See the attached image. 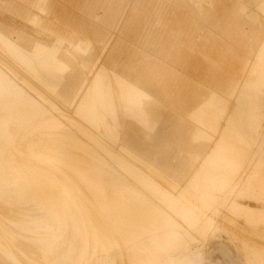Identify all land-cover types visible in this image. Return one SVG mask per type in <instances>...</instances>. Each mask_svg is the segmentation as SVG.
I'll use <instances>...</instances> for the list:
<instances>
[{
    "label": "rangeland",
    "instance_id": "1",
    "mask_svg": "<svg viewBox=\"0 0 264 264\" xmlns=\"http://www.w3.org/2000/svg\"><path fill=\"white\" fill-rule=\"evenodd\" d=\"M263 4L264 3L260 5L259 9L264 14V8L262 7ZM8 16L9 17L5 18L3 21L14 23L16 25L18 23H23L22 20L18 17H15L13 15ZM35 44L37 45L38 43ZM35 44L32 45L35 46ZM54 44L58 45V47L63 46L61 41H56ZM77 48L80 49V45L77 46ZM63 50L66 51L65 48ZM2 54L4 55L5 53L4 50L0 47V63L6 66L18 79L22 80L31 88L35 89L50 103L56 106V108H53V106L41 104L40 102L34 104L26 97H16L13 94H0V234H2L1 236H4H0V243L2 244L0 246V249L3 248L2 250L4 251L7 249L6 251L9 253V255L7 256L9 257L8 261H10L11 263H16L17 257H20L21 255L24 257V260L30 264H43V262L44 264H128L127 257L124 254L128 253L129 256H132L131 262H134V264H136V262L137 264H177L181 263L182 261H185V264H193L190 261L191 258H194L197 264H264V170H253V181L250 184H243L242 182H238L236 185L229 186V184L226 183L227 181L225 182L220 178V175H222L224 172L230 171V169L227 167L228 164L226 163L225 159L221 157V154L219 153V151H217V148H215L212 144V147L206 154V156L197 163L196 169L189 179L185 181L173 179L162 171L156 169L152 165H149L148 163L136 157L129 151V149L125 148L119 140L118 128L120 125L117 118L118 111L116 102L118 99H120L119 106L121 108V111H124L125 107V110L130 112L133 103L139 101V96L144 97V95L141 94L138 90L132 89L129 84L118 78H116L113 87V84H111L109 75L107 74L106 70L100 68L99 71L94 75V78L91 79L92 82L88 84V87H90L85 91V95H83V97L81 98L84 89L81 88L80 82L84 80V75L79 71L78 74H76L75 71H77V69L75 67L72 71V75L74 77L73 80L64 83V85H62V83H60L61 85L56 84L55 86L50 88V86L45 82L43 83L41 79H37L38 77L36 78V76L34 77L28 74L26 70L20 67L17 63L13 64L15 65L13 66L12 63L7 61V59L2 58ZM61 55L63 56V52L61 53ZM68 61L71 62L72 60L68 59ZM242 74L243 75H241L232 91L229 93L227 101L224 100V102L223 99H221L219 103L214 104L213 101L217 97L213 95L207 101V103L196 112V114L200 110L208 111L213 109L215 112H219L218 114H220V116L221 114L222 116H224L226 109L225 104H228L227 116L232 122L229 119L228 121L224 120L229 124L222 122L221 125H226L223 127L224 129L221 127L223 131H221L220 133L225 134V136L227 137L230 136L229 138H232L233 141H235V139L238 140L237 142L243 146L245 145V147L248 148V152H250L254 148H252V141L248 138V136H246V134L248 133L247 130H244L245 128H247L245 125L246 117H241L238 114V111L240 112L241 110L239 108H242V105L247 102L244 99H247L249 97L248 99L251 100V104L253 105V112L255 113L256 111L255 114L259 115L256 119V127H260L259 129L257 128L256 131V140H258V136L262 135V133L258 130L263 129L264 127V97L262 99V95H264V37L257 47L254 55L247 62V65L245 66ZM246 77L248 79H252L251 82L244 81V79H247ZM85 79L89 81L90 78L86 77ZM105 81L107 83H105ZM256 89L258 90V93L256 92ZM82 103H89V105L93 107V113L91 115H87V113H85L83 109V111H81L80 106ZM237 107L238 111L236 110ZM56 111L58 112V114ZM74 111H80V116L77 117L73 115ZM13 112L16 115H19L18 117L19 119H21L20 124L17 119L15 120L12 114ZM65 117L68 118V120ZM238 117L242 121H245L240 122ZM195 118V122L200 124L198 118ZM262 119L263 121H261ZM237 121H239L241 124L244 123V125H240V123ZM72 122H77L80 126H82L80 127L77 123L74 124ZM116 124L118 125L116 126ZM229 125L231 126L227 127ZM239 125L244 128L242 129L244 131L241 130L238 132L236 130L238 127L239 130L241 129ZM13 126L14 131L16 132L15 135L13 133ZM106 126H108V129ZM9 127H11V129ZM7 128H9L8 130H11L9 131L10 133L8 132ZM78 128L80 130H78ZM84 129L86 130V132L83 131ZM87 130L89 131V133H92L93 136L87 133ZM71 131L73 133H71ZM77 131H79V133H77ZM58 132H61L60 135L58 134ZM22 133L25 134H23L22 136ZM86 133L89 135H87ZM86 135L89 137H86ZM22 137L23 139L26 138L24 139V142H26L27 140L26 143L19 142V140L21 141ZM201 137L204 140H211L205 139L203 136ZM201 137H197L196 139L198 140ZM218 137L219 136L215 137V139L217 140ZM94 140L97 141L95 142ZM216 140L214 142H216ZM256 140H254L255 142L253 141V143H256ZM100 141L102 142L101 145L99 144L101 143ZM28 142L30 144H28ZM26 145H28V147ZM33 145L36 147H34ZM15 146L17 148V151L20 150L19 152H16ZM21 146L23 148L25 146L26 149L21 148ZM6 148L11 151L10 154H7V152L9 153L10 151H8V149ZM26 150L27 152H25ZM35 151L37 154L33 153ZM13 155H15L16 157ZM81 155L82 157H78ZM24 156H26L27 159L22 161V158L24 159ZM32 156L36 158L33 159ZM12 157L16 159L13 158L14 161H12ZM19 158L21 160H19ZM17 160L18 162H15ZM30 160L32 163L30 162ZM73 160L76 161L74 162ZM88 160H92L94 163H97L98 166L97 164L95 165L92 161L88 163ZM38 161H40L41 165L38 163ZM26 162H29V164H26ZM107 163H109L108 166ZM14 164H16V166ZM20 164L22 165L20 166ZM27 165H30L29 168H27ZM85 165L88 166V169L91 172L95 173L101 178L102 189L105 192V195L97 193L92 194L93 192H90L88 189L87 192L83 184V176L79 173L80 167ZM17 166H19V168L23 167V170L21 168L19 169ZM46 167L48 170L46 169ZM31 172L33 175L31 174ZM70 173L72 175H70ZM57 175L60 177H58ZM64 175L66 176V178L64 177ZM113 175L116 177L113 178ZM72 176L74 179L72 178ZM44 181H46L47 183ZM76 182L78 184L81 183L82 186L79 185L78 188V184L76 185ZM56 183H58L59 185ZM82 187H84L85 192L83 191ZM164 189L165 191H163ZM22 192L24 194H22ZM247 193L249 196L247 195ZM51 197H53L55 200ZM61 197L64 200H62ZM103 197L106 198L105 203L107 206L102 200ZM226 198H228V200H226ZM94 199L95 202H93ZM155 199L157 201H153ZM132 201L134 203H132ZM149 201H152V203ZM165 201H167L168 204ZM161 202L163 203L161 204ZM85 203L87 206H89V208L85 205ZM169 203L171 206L169 205ZM185 203H187V205ZM103 205H105L106 207ZM141 205L144 206L141 207ZM116 206H123L125 207L123 208L124 210L126 209V207H129L128 209L131 208L129 211L132 219L127 213L128 209H126L125 212L121 208L119 210V207ZM86 209H89V211L92 209V211H88L90 214ZM153 210L157 212V214L155 212L154 214ZM114 211H118L116 214L119 215H112L113 213L115 214ZM121 211L123 212V214L125 212V214H127L128 216L124 215L123 218V214ZM86 212L89 215L86 214ZM190 213L192 214L190 215ZM160 215H165L167 218L169 217L167 219V223L171 222L172 228L179 232L178 240L174 241L173 239H170V241L166 242L163 246H160L154 241V233L161 230L159 224H161L160 222L163 221V217ZM13 216L16 218L13 219ZM99 216H102V220ZM142 216L145 218H143ZM157 216H160L159 218L161 219L159 220ZM97 217L100 218V222L98 223L99 225L97 224V221H99V218ZM103 217L107 221L109 218L110 221H105ZM133 217L138 218L136 219ZM141 218L145 220L142 222L140 221ZM126 219H128V222L126 221ZM133 219H135V222H133ZM137 221H139V228L137 227ZM103 222H106L105 224L107 226H105L107 228L103 226V224H101ZM110 222L118 225L119 227ZM148 222H150V224H153V227H151ZM108 223L112 226H109ZM147 223L149 226L147 225ZM167 223H163L161 225H166ZM88 224H90L91 226ZM133 224H136V226ZM156 224H158L159 226ZM100 225H102L103 227H101ZM113 225L115 227H113ZM142 225L143 227H141ZM145 226L148 227L146 228ZM103 228L104 231H101V229ZM96 230L97 232H95ZM147 234H151L150 238L152 241H150V243L146 245L143 241L139 240V238L140 236L145 237ZM5 236H7L11 242L14 239L12 242L13 244L8 241L7 237ZM19 241L22 247L18 243ZM107 241L109 244L107 243ZM121 243L123 246L120 245ZM16 244L19 245L20 248ZM14 246H17V248H15ZM54 247L56 248V250ZM24 249H26L27 251ZM23 250L26 252H24ZM12 252L14 254H12ZM0 263L4 264L2 260L0 261Z\"/></svg>",
    "mask_w": 264,
    "mask_h": 264
},
{
    "label": "crops",
    "instance_id": "2",
    "mask_svg": "<svg viewBox=\"0 0 264 264\" xmlns=\"http://www.w3.org/2000/svg\"><path fill=\"white\" fill-rule=\"evenodd\" d=\"M262 3L0 0V30L28 46L61 41L60 52L72 60L67 59L72 71L75 67L76 74L84 75L81 98L100 68L107 71L111 84L118 78L143 94L130 112L125 107L121 111L117 100L119 140L142 161L185 181L209 152L216 135L211 140L201 136L210 128L209 135L213 129L215 134L220 131L228 104L224 116L208 111L220 121L210 117L217 125L209 124L207 112L202 115L200 122L207 123L206 117L208 126H203L209 129L195 122V114L213 95L227 101L264 37ZM8 15L23 23L3 21Z\"/></svg>",
    "mask_w": 264,
    "mask_h": 264
},
{
    "label": "bare ground",
    "instance_id": "3",
    "mask_svg": "<svg viewBox=\"0 0 264 264\" xmlns=\"http://www.w3.org/2000/svg\"><path fill=\"white\" fill-rule=\"evenodd\" d=\"M41 3V2H40ZM39 3V4H40ZM262 5V4H261ZM39 6V5H38ZM263 8H264V4H263V6H262ZM43 10V9H42ZM39 17V16H38ZM50 18V17H49ZM79 39V38H78ZM62 40V39H61ZM69 41H67V43H68ZM82 42V41H81ZM70 43V42H69ZM82 43H84V42H82ZM86 43V42H85ZM60 46V45H59ZM83 46V45H82ZM84 46H86V45H84ZM88 46V45H87ZM0 47L4 50V55L2 54V58H4V59H7V61L8 62H10V63H12V65L13 64H15V63H17L20 67H22L24 70H26V72L28 73V74H30V75H32V76H36V78L37 79H41L42 81H43V83L45 82L46 84H48L49 86H50V88L51 87H53V86H55L56 84L58 85V84H60V83H62V85H64V83H66V82H69V81H71V80H73L74 79V77H73V72H72V69L70 68V64L68 63V61H67V59H65L62 55H61V53H60V51H61V48L60 47H58V45H56V44H52V45H46V44H42V43H38L37 45L35 44V46H28V45H26V44H20V43H18V42H16L14 39H12L11 38V36L8 34V33H6V32H4V31H0ZM77 47V46H76ZM84 49V48H83ZM75 50V49H74ZM85 50V49H84ZM77 51V50H76ZM80 52V51H79ZM83 53V52H82ZM13 66H15V65H13ZM107 72V71H106ZM248 72V71H247ZM89 74V73H88ZM101 75V74H100ZM243 75V74H242ZM87 77V76H86ZM247 78V77H246ZM99 79V78H98ZM251 80L252 79H244V81H248V82H251ZM263 80V79H262ZM41 81V82H42ZM101 82V81H100ZM256 82V81H255ZM105 83H107L106 81H105ZM253 84V83H252ZM257 84V83H256ZM61 85V84H60ZM102 85V84H101ZM104 85V84H103ZM243 85V84H242ZM125 86V85H124ZM90 87V86H89ZM113 87H114V84H113ZM249 88V87H248ZM254 88V87H253ZM252 88V89H253ZM261 88H263V87H261ZM87 90H88V88H87ZM96 90V89H95ZM101 90V89H100ZM247 90V89H246ZM245 90V91H246ZM257 90V89H256ZM129 91V90H128ZM88 92V91H87ZM90 92V91H89ZM240 92V91H239ZM249 92V91H248ZM257 93H258V90L256 91ZM263 92H264V90H263ZM253 93H254V91H253ZM0 94H13L14 96H16V97H26L27 99H29L32 103H34V104H37L38 102H40L41 104H45V105H48V106H53V108H56V106L55 105H53L52 103H50L46 98H44L40 93H38L35 89H33V88H31L29 85H27L26 83H24L22 80H20V79H18L6 66H4L2 63H0ZM95 94V93H94ZM101 94V93H100ZM256 94V93H255ZM262 94V93H261ZM85 95V94H84ZM127 95V94H126ZM233 95V94H232ZM248 95V94H247ZM87 96V95H86ZM91 96V95H90ZM100 96V95H99ZM129 97V96H128ZM136 97V96H135ZM220 97V96H219ZM219 97H217L214 101H213V103L214 104H217V103H219V101L222 99V98H219ZM233 97V96H232ZM259 97H260V95H259ZM263 97H264V95H262V99H263ZM249 98V97H248ZM244 99V100H246L247 102L245 103V104H243V105H245V106H243L242 105V108H239L241 111L239 112L238 111V107H237V111H238V114L242 117V116H245L246 117V121H245V125H246V127L247 128H243V127H241L240 125H244V123L243 124H241L240 122H244V121H242L241 119H239V117H238V119L240 120V122L239 121H237V122H239L240 123V127H241V129L239 130V127L236 129L238 132L239 131H241L242 129H244L245 131L247 130V134H246V136H248V138L252 141V148H254L252 151H250V152H248V148H246L245 147V145L243 146V145H241V144H239L237 141L238 140H236L235 139V141H233L232 140V138H229V137H227V136H225V134H221L220 132L221 131H223V127L226 125H221L222 126V130H220L219 132H217V134H215L216 133V130H214L213 128V132L211 133V135H209V132H210V130H211V128H210V130H209V132H208V134H206V133H204V131L205 130H202L203 132H201V133H204L203 134V137L205 138V139H212V138H214V135H216L215 137H217V136H219L218 137V139L216 140V142H213V145H214V147L215 148H217V151H219V153L221 154V157L222 158H224L225 159V161H226V163L228 164L227 165V167L230 169V171H226V172H224L222 175H220V178L222 179V180H224L226 183H228L229 184V186H232V185H236L238 182H242L243 184H250L252 181H253V179H252V171L253 170H255V169H257V170H264V127H263V129H261V130H258L259 132H261L262 133V135H260V136H258V140H256L257 139V136H256V131H257V128L258 127H256V119L258 118L257 116H259V115H257V114H255L256 113V111H255V113L253 112L254 111V109H253V105L251 104V100L250 99ZM129 99V98H128ZM214 99V98H213ZM241 99H242V97H241ZM243 100V101H244ZM132 101V100H131ZM223 101H224V99H223ZM226 101V100H225ZM224 101V102H225ZM242 101V102H243ZM260 101V100H259ZM91 102V101H90ZM137 102V101H136ZM230 102V101H229ZM228 102V103H229ZM238 102H239V100H238ZM88 104V105H87ZM82 103L81 104V111H85V113H87V115H91L92 113H93V107L91 106V105H89V103ZM134 104V103H133ZM225 104V103H224ZM247 104V105H246ZM213 105V104H212ZM225 105H227V104H225ZM262 105H263V103H262ZM94 106V105H93ZM138 106V105H137ZM217 106V105H216ZM259 106V105H258ZM131 107V106H130ZM256 107H257V105H256ZM135 108V107H134ZM83 109V110H82ZM260 109V108H259ZM112 110V109H111ZM136 110V109H135ZM224 110V109H223ZM230 110V109H229ZM49 111V110H48ZM208 111H210V110H208ZM208 111H206V110H200L197 114H196V117L198 118V121L200 122V119H201V117H202V115L204 114V113H206L207 112V114H208ZM212 111H214L213 109H211V113H209V114H211V115H216L217 116V114H212ZM261 111V110H260ZM45 112V111H44ZM50 112H52V111H50ZM57 112V111H56ZM98 112V111H97ZM137 112V111H136ZM221 112H222V110H221ZM231 112V111H230ZM236 112V111H235ZM80 111H78V112H76V111H74V114L73 115H75V116H77V117H79L80 116ZM138 113V112H137ZM219 113V112H218ZM237 113V112H236ZM13 114V116H14V118H15V120L17 119V121L19 122V124H20V121H21V119H19V115H16L14 112L12 113ZM51 114V113H50ZM57 114H58V112H57ZM68 114V113H67ZM111 114H112V112H111ZM206 114V115H207ZM207 115V117H209L208 118V120L210 119V117H212L211 115ZM225 114V113H224ZM235 114V113H234ZM262 114V113H261ZM40 115V114H39ZM60 115V114H59ZM86 115V116H87ZM141 115V114H140ZM205 115V114H204ZM205 115V116H206ZM236 115V114H235ZM45 116V115H44ZM49 116V115H48ZM138 116V115H137ZM204 116V117H205ZM215 116V118H217ZM221 116H222V114H221ZM234 116V115H233ZM42 117H43V115H42ZM72 117V116H71ZM203 117V118H204ZM231 117V116H230ZM240 117V118H241ZM34 118V117H33ZM45 118V117H44ZM60 118V117H59ZM66 118V117H65ZM84 118V117H83ZM89 118V117H88ZM110 118V117H109ZM212 118H214V117H212ZM215 118L213 119L214 121L213 122H215L216 121V123L219 121H217V119L215 120ZM235 118V117H234ZM237 118V117H236ZM261 118V117H260ZM67 120H68V118H66ZM90 119V118H89ZM111 119V118H110ZM205 119H206V117H205ZM205 119H203L204 120V122L205 121H207V123H201L200 122V124H202V125H200V126H202V129H203V125L205 124V126H208L207 124H208V120H205ZM226 120V121H228V116H226L225 118H222V120L221 121H223V123H228V122H226V121H224V120ZM5 120V119H4ZM115 120V119H114ZM203 120H202V122H203ZM211 120V119H210ZM209 120V121H210ZM230 120V119H229ZM237 120V119H236ZM231 121V120H230ZM261 121H263V119L261 120ZM39 122V121H38ZM68 122H70V121H68ZM67 122V123H68ZM83 122H85V121H83ZM108 122V121H107ZM232 122V121H231ZM257 122H258V120H257ZM22 123V122H21ZM62 123V122H61ZM72 123H74V122H72ZM75 123H77V122H75ZM74 123V124H75ZM91 123V122H90ZM112 123V122H111ZM216 123H214L215 125H217ZM219 123H220V121H219ZM73 124V125H74ZM78 124V123H77ZM209 124H212V125H214L213 123H212V120H211V122L209 123ZM222 124V123H221ZM229 124V123H228ZM14 125V124H13ZM46 125V124H45ZM79 125V124H78ZM91 125V124H90ZM107 125V124H106ZM118 124H116V126H117ZM8 126H12V125H8ZM72 126V125H71ZM80 126V125H79ZM82 126V125H81ZM80 126V127H81ZM85 126V125H84ZM100 126V125H99ZM211 126V125H210ZM219 126V125H218ZM231 125H229V126H227V127H230ZM234 126H236V125H234ZM258 126V125H257ZM264 126V125H263ZM27 127H28V125H27ZM66 127V126H65ZM78 127V126H77ZM79 127V128H80ZM87 127V126H86ZM103 127V126H102ZM107 127V129H108V126H106ZM105 127V128H106ZM113 127V126H112ZM212 127H214V126H212ZM10 129H11V127H9ZM9 128H7V130L9 129ZM13 128V131H14V126L12 127ZM17 128V127H16ZM68 128H69V126H68ZM78 128V130H80ZM94 128V127H93ZM145 128V127H144ZM205 128V127H204ZM206 128H208V127H206ZM205 128V129H206ZM215 128V127H214ZM219 128V127H218ZM217 128V129H218ZM260 128V127H259ZM258 128V129H259ZM46 129V128H45ZM59 129H61V128H59ZM75 129H76V127H75ZM87 129V128H86ZM106 129V130H107ZM119 129V128H118ZM201 129V128H200ZM209 129V128H208ZM227 129V128H226ZM3 130V129H2ZM16 130V129H15ZM48 130H49V128H48ZM110 130V129H109ZM244 130H242V131H244ZM9 131H11V130H8V132ZM12 131V132H13ZM22 131H23V129H22ZM61 131V130H60ZM83 131H85L86 132V130L84 129ZM88 131V130H87ZM207 131V130H206ZM232 131V130H231ZM21 132V131H20ZM26 132H27V130H26ZM39 132V131H38ZM62 132V131H61ZM60 132V133H61ZM64 132V131H63ZM66 132V131H65ZM75 132V131H74ZM80 132H82V131H80ZM96 132V131H95ZM103 132V131H102ZM233 132H234V129H233ZM10 133V132H9ZM14 133V135H15V131L13 132ZM12 133V134H13ZM18 133V132H17ZM60 133L58 132V134L60 135ZM71 133H73L72 131H71ZM77 133H79V131H77ZM87 133H89V131L87 132ZM86 133V134H87ZM109 133V132H108ZM160 133V132H159ZM228 133H230V132H228ZM243 133H246V132H243ZM23 134H25V133H22V136H23ZM89 134H91L92 135V133H89ZM89 134H87V135H89ZM96 134V133H95ZM103 134V133H102ZM199 134V133H198ZM220 134V135H219ZM240 134V133H239ZM260 134V133H259ZM4 135V134H3ZM21 135V134H20ZM86 135V137H89V136H87ZM114 135V134H113ZM118 135V134H117ZM200 135V134H199ZM34 136V135H33ZM32 136V137H33ZM45 136V135H44ZM47 136V135H46ZM52 136V135H51ZM56 136V135H55ZM77 136V135H76ZM93 136V135H92ZM99 136V135H98ZM107 136V135H106ZM244 136V135H243ZM37 137V136H36ZM35 137V138H36ZM39 137V136H38ZM53 137V136H52ZM61 137V136H60ZM72 137V136H71ZM75 137V136H74ZM83 137V136H82ZM97 137V136H96ZM63 138H65V137H63ZM100 138V137H99ZM14 139V138H13ZM17 139V138H16ZM24 139H26V138H24ZM23 139V137H22V139H21V141L19 140V142H24L25 140ZM28 139V138H27ZM59 139V138H58ZM69 139V138H68ZM90 139V138H89ZM88 139V140H89ZM234 139V138H233ZM15 140V139H14ZM23 140V141H22ZM30 140V139H29ZM33 140V139H32ZM40 140V139H39ZM51 140H52V138H51ZM63 140V139H62ZM66 140V139H65ZM92 140V139H91ZM101 140V139H100ZM254 140H256L257 142L256 143H253V141ZM17 141V140H16ZM15 141V142H16ZM36 141V140H35ZM44 141V140H43ZM77 141V140H76ZM81 141V140H80ZM95 141V140H94ZM97 141V140H96ZM95 141V142H96ZM214 141V140H213ZM26 142H27V140H26ZM26 142H24V143H26ZM68 142V141H67ZM87 142V141H86ZM101 142V141H100ZM255 142V141H254ZM23 143V144H24ZM85 143V142H84ZM14 144V143H13ZM17 144V143H16ZM28 144H30L29 142H28ZM33 144V143H32ZM57 144V143H56ZM76 144V143H75ZM94 144V143H93ZM100 145L102 144V142L101 143H99ZM114 144V143H113ZM36 145H38V144H36ZM74 145V144H73ZM83 145V144H82ZM92 145V144H91ZM98 145V144H97ZM23 146V145H22ZM21 146V148H23ZM27 147H28V145H26ZM31 146V145H30ZM34 146V145H33ZM77 146V145H76ZM107 146V145H106ZM110 146V145H109ZM12 147H14V146H12ZM17 147H19V146H17ZM34 147H36V146H34ZM46 147V146H45ZM44 147V148H45ZM63 147H64V145H63ZM81 147V146H80ZM108 147V146H107ZM113 147V146H112ZM9 148H10V146H9ZM24 148L26 149V147L24 146ZM23 148V149H24ZM32 148V147H31ZM66 148V147H65ZM87 148V147H86ZM103 148V147H102ZM6 149H8V148H6ZM12 149V148H11ZM15 149H16V152H19V151H17V148H16V146H15ZM15 149H14V151H15ZM22 149V150H23ZM97 149V148H96ZM28 150V149H27ZM27 150L25 151V152H27ZM31 150V149H30ZM38 150V149H37ZM58 150V149H57ZM81 150V149H80ZM89 150V149H88ZM98 150V149H97ZM6 151V150H5ZM8 151H10L9 149H8ZM32 151V150H31ZM107 151V150H106ZM23 152V151H22ZM21 152V153H22ZM65 152V151H64ZM92 152V151H91ZM109 152V151H108ZM11 153V151L8 153L7 152V154H10ZM12 153H14V152H12ZM29 153H31V152H29ZM33 153H36V151L35 152H33ZM90 153V152H89ZM115 153V152H114ZM247 153V154H246ZM23 154V153H22ZM27 154V153H26ZM37 154V153H36ZM38 154H39V152H38ZM56 154V153H55ZM68 154V153H67ZM75 154H76V152H75ZM79 154V153H78ZM92 154V153H91ZM12 155V154H11ZM17 155V154H16ZM24 155V154H23ZM23 155H20V156H23ZM41 155H43V154H41ZM45 155V154H44ZM64 155V154H63ZM5 156V155H4ZM13 156H15V155H13ZM35 156V155H34ZM34 156H32L33 157V159L34 158H36V157H34ZM50 156V155H49ZM57 156V155H56ZM55 156V157H56ZM73 156V155H72ZM76 156V155H75ZM123 156V155H122ZM16 157V156H15ZM31 157V158H32ZM61 157V156H60ZM78 157H82V155L81 156H78ZM94 157V156H93ZM193 157V156H192ZM6 158V157H5ZM14 157H12V159H13ZM38 158V157H37ZM58 158V157H57ZM71 158V157H70ZM105 158V157H104ZM11 159V160H12ZM14 159H16V158H14ZM14 159L12 160V161H14ZM27 158H26V156H24V159L22 158V161L23 160H26ZM30 159V158H29ZM33 159H31V160H33ZM67 159V158H66ZM69 159V158H68ZM78 159V158H77ZM81 159V158H80ZM84 159H86V158H84ZM91 159V158H90ZM136 159V158H135ZM19 160H21L20 158H19ZM31 160H30V162H31ZM39 160H40V158H39ZM42 160V159H41ZM64 160V159H63ZM72 160V159H71ZM99 160V159H98ZM127 160V159H126ZM27 161H29V160H27ZM37 161V160H36ZM35 161V162H36ZM52 161V160H51ZM74 161V160H73ZM76 161V160H75ZM74 161V162H75ZM82 161V160H81ZM86 161V160H85ZM89 161V160H88ZM92 160H90L88 163H90ZM15 162H18V160L17 161H15ZM48 162V161H47ZM50 162V161H49ZM53 162V161H52ZM70 162V161H69ZM79 162V161H78ZM93 162V161H92ZM127 162V161H126ZM23 163V162H22ZM32 163V162H31ZM38 163L40 164V161H38ZM42 163V162H41ZM51 163V162H50ZM83 163V162H82ZM94 163V162H93ZM104 163V162H103ZM11 164V163H10ZM13 164V163H12ZM16 164H19V163H16ZM16 164H14L15 166H16ZM26 164H29V162L27 163L26 162ZM37 164V163H36ZM44 164V163H43ZM47 164V163H46ZM79 164V163H78ZM81 164V163H80ZM95 165L97 164V163H94ZM100 164V163H99ZM106 164V163H105ZM108 164L109 163H107V166H108ZM243 164V165H242ZM22 164H20V166H21ZM24 165V164H23ZM35 165V164H34ZM33 165V166H34ZM41 165V164H40ZM53 165V164H52ZM113 165V164H112ZM28 166V165H27ZM30 166V165H29ZM29 166L27 167V168H29ZM46 166V165H45ZM97 166H98V164H97ZM100 166V165H99ZM116 166V165H115ZM18 168H19V166H17ZM36 167H38V166H36ZM41 167V166H40ZM39 167V168H40ZM87 167V168H86ZM96 167V166H95ZM111 167H113V166H111ZM6 168V167H5ZM21 169L23 168V167H20ZM19 168V169H20ZM31 168V167H30ZM33 168V167H32ZM43 168H44V166H43ZM50 168H51V166H50ZM108 168V167H107ZM42 169V168H41ZM46 169H47V167H46ZM69 169V168H68ZM103 169V168H102ZM114 169V168H113ZM23 170V169H22ZM48 170V169H47ZM131 170H132V168H131ZM135 170V169H134ZM20 171V170H19ZM18 171V172H19ZM37 171V170H36ZM39 171V170H38ZM40 171H42V170H40ZM56 171V170H55ZM116 171V170H115ZM148 171V170H147ZM155 171V170H154ZM23 172H25V171H23ZM33 172V171H32ZM32 172H31V174H32ZM60 172V171H59ZM65 172V171H64ZM105 172H108V171H105ZM121 172V171H120ZM131 172V171H130ZM42 173V172H41ZM79 173L83 176V179H84V182H83V184H84V186H85V188H86V190L88 189L90 192H93L92 194H94V193H97V194H101V195H105L104 193V191H103V189H102V181H101V178L98 176V175H96L95 173H93V172H91L89 169H88V166H81L80 167V171H79ZM136 173V172H135ZM152 173V172H151ZM19 174V173H18ZM39 174V173H38ZM37 174V175H38ZM68 174V173H67ZM77 174V173H76ZM20 175V174H19ZM23 175V174H22ZM29 175V174H28ZM33 175V174H32ZM34 175H35V173H34ZM55 175V174H54ZM70 175H72L71 173H70ZM119 175V174H118ZM127 175V174H126ZM136 175V174H135ZM10 176V175H9ZM24 176V175H23ZM30 176V175H29ZM58 176V175H57ZM69 176V175H68ZM110 176V175H109ZM148 176V175H147ZM36 177H38V176H36ZM49 177V176H48ZM58 177H60V176H58ZM64 177L66 178V176L64 175ZM71 177V176H70ZM76 177V176H75ZM107 177V176H106ZM111 177V176H110ZM114 177H116V176H114L113 175V178ZM118 177V176H117ZM160 177V176H159ZM22 178V177H21ZM62 178V177H61ZM60 178V179H61ZM72 178H73V176H72ZM146 178V177H145ZM150 178V177H149ZM24 179V178H23ZM28 179V178H27ZM37 179V178H36ZM71 179V178H70ZM74 179V178H73ZM132 179V178H131ZM69 180V179H68ZM72 180V179H71ZM31 181H33V180H31ZM48 181V180H47ZM49 181H51V180H49ZM63 181H64V179H63ZM111 181V180H110ZM116 181H118V180H116ZM125 181V180H124ZM44 182H46V181H44ZM58 182V181H57ZM122 182V181H121ZM134 182V181H133ZM145 182V181H144ZM155 182V181H154ZM9 183H11V182H9ZM34 183V182H33ZM47 183V182H46ZM71 183V182H70ZM31 184H32V182H31ZM30 184V185H31ZM56 184H58V183H56ZM78 183L76 182V185H77ZM119 184V183H118ZM140 184V183H139ZM59 185V184H58ZM79 185H81V183L80 184H78V188H79ZM56 186V185H55ZM61 186V185H60ZM74 186V185H73ZM82 186V185H81ZM152 186V185H151ZM156 186V185H155ZM158 186V185H157ZM243 186V185H242ZM248 186V185H247ZM45 187V186H44ZM140 187V186H139ZM143 187V186H142ZM141 187V188H142ZM145 187V186H144ZM154 187V186H153ZM36 188V187H35ZM49 188V187H48ZM73 188V187H72ZM77 188V189H78ZM81 188V187H80ZM83 188V191L85 192V190H84V187H82ZM130 188V187H129ZM245 188V187H244ZM43 189V188H42ZM51 189V188H50ZM67 189H68V187H67ZM156 189V188H155ZM54 190H56V189H54ZM79 190V189H78ZM88 190H87V192H88ZM161 190V189H160ZM248 190H250V189H248ZM81 191H82V189H81ZM163 191H165V189L163 190ZM50 192V191H49ZM57 192V191H56ZM86 192V193H87ZM158 192V191H157ZM167 192V191H166ZM205 192V191H204ZM38 193V192H37ZM55 193V192H54ZM82 193V192H81ZM122 193H124V192H122ZM121 193V194H122ZM159 193V192H158ZM162 193V192H161ZM230 193V192H229ZM22 194H24L23 192H22ZM27 194V193H26ZM33 194V193H32ZM88 194V193H87ZM87 194H84V195H87ZM91 194V193H90ZM144 194V193H143ZM142 194V195H143ZM149 194H150V192H149ZM238 194V193H237ZM241 194V193H240ZM30 195V194H29ZM42 195V194H41ZM48 195H49V193H48ZM53 195V194H52ZM63 195V194H62ZM76 195V194H75ZM83 195V194H82ZM124 195V194H123ZM185 195V194H184ZM244 195V194H243ZM247 195H248V193H247ZM259 195V194H258ZM33 196V195H32ZM43 196V195H42ZM116 196V195H115ZM134 196V195H133ZM155 196V195H154ZM164 196V195H163ZM225 196V195H224ZM249 196V195H248ZM251 196V195H250ZM29 197V196H28ZM45 197H46V195H45ZM48 197V196H47ZM73 197H74V195H73ZM88 197V196H87ZM123 197V196H122ZM121 197V198H122ZM129 197V196H128ZM168 197V196H167ZM166 197V198H167ZM236 197V196H235ZM261 197V196H260ZM34 198V197H33ZM42 198V197H41ZM51 198H53V197H51ZM130 198V197H129ZM146 198V197H145ZM224 198V197H223ZM264 198V197H263ZM43 199V198H42ZM45 199V198H44ZM54 199V198H53ZM57 199V198H56ZM59 199V198H58ZM61 199H62V197H61ZM92 199V198H91ZM117 199H119V198H117ZM144 199V198H143ZM154 199V198H153ZM158 199V198H157ZM161 199V198H160ZM170 199V198H169ZM187 199V198H186ZM194 199V198H193ZM244 199V198H243ZM255 199V198H254ZM262 199V198H261ZM38 200V199H37ZM51 200V199H50ZM55 200V199H54ZM53 200V201H54ZM62 200H64V199H62ZM77 200V199H76ZM87 200V199H86ZM93 200V199H92ZM103 201H104V203L106 202V198H104L103 197V199H102ZM128 200V199H127ZM130 200V199H129ZM133 200H136V199H133ZM226 200H228V198H226ZM61 201V200H60ZM84 201V200H83ZM90 201V200H89ZM100 201V200H99ZM122 201V200H121ZM138 201V200H137ZM141 201V200H140ZM145 201V200H144ZM153 201H157L156 199L155 200H153ZM174 201V200H173ZM177 201V200H176ZM182 201V200H181ZM187 201V200H186ZM190 201V200H189ZM241 201H243V200H241ZM36 202V201H35ZM55 202H57V201H55ZM59 202V201H58ZM65 202V201H64ZM92 202V201H91ZM93 202H95V199H94V201ZM97 202V201H96ZM126 202V201H125ZM129 202V201H128ZM139 202V201H138ZM143 202V201H142ZM149 202H151L152 203V201H149ZM165 202H167V201H165ZM170 202V201H169ZM237 202V201H236ZM61 203V202H60ZM69 203V202H68ZM90 203V202H89ZM116 203V202H115ZM118 203V202H117ZM122 203V202H121ZM127 203V202H126ZM132 203H134L133 201H132ZM140 203V202H139ZM163 202H161V204H162ZM240 203V202H239ZM242 203V202H241ZM65 204V203H64ZM70 204V203H69ZM77 204H78V202H77ZM138 204V203H137ZM149 204V203H148ZM160 204V203H159ZM160 204V205H161ZM167 204H168V202H167ZM174 204V203H173ZM172 204V205H173ZM186 205H187V203H185ZM234 204V203H233ZM85 205H86V203H85ZM105 205H106V203H105ZM105 205H103V206H105ZM120 205V204H119ZM150 205V204H149ZM156 205V204H155ZM169 205H170V203H169ZM197 205V204H196ZM252 205V204H251ZM4 206V205H3ZM58 206V205H57ZM60 206V205H59ZM87 206V205H86ZM107 206V205H106ZM105 206V207H106ZM111 206V205H110ZM126 206H128V205H126ZM139 206V205H138ZM144 206V205H143ZM142 205H141V207H143ZM146 206V205H145ZM171 206V205H170ZM178 206H179V204H178ZM193 206V205H192ZM61 207H63V206H61ZM88 208H89V206H87ZM93 207V206H92ZM116 207H119V206H116ZM129 207H130V205H129ZM128 207V208H129ZM148 207V206H147ZM164 207V206H163ZM173 207V206H172ZM177 207V206H176ZM199 207V206H198ZM228 207V206H227ZM49 208V207H48ZM51 208V207H50ZM66 208V207H65ZM64 208V209H65ZM96 208V207H95ZM103 208V207H102ZM108 208V207H107ZM120 208L121 209H123V208H125V207H123V206H120L119 207V210H120ZM127 207H126V209H128ZM153 208V207H152ZM162 208V207H161ZM182 208V207H181ZM191 208V207H190ZM197 208V207H196ZM260 208V207H259ZM63 209V208H62ZM85 209V208H84ZM98 209H100V208H98ZM125 209V210H126ZM131 209V208H130ZM130 209H128L127 210V213L129 214V216H130ZM165 209H168V208H165ZM170 209H171V207H170ZM175 209V208H174ZM202 209V208H201ZM71 210V209H70ZM87 210V209H86ZM94 210V209H93ZM108 210V209H107ZM114 210V209H113ZM116 210H117V208H116ZM124 210V209H123ZM122 210V211H123ZM124 210V211H125ZM145 210V209H144ZM150 210V209H149ZM155 210V209H154ZM153 210V213L155 212ZM156 210H158V209H156ZM180 210V209H179ZM5 211V210H4ZM43 211V210H42ZM80 211V210H79ZM82 211V210H81ZM89 211V209L87 210V212ZM90 211H92V209L90 210ZM89 211V212H90ZM105 211V210H104ZM121 211V212H122ZM129 211V212H128ZM140 211V210H139ZM151 211H152V209H151ZM202 211V210H201ZM204 211V210H203ZM11 212V211H10ZM86 212V214H88ZM98 212V211H97ZM115 212V211H114ZM118 211H116L115 212V214L113 213H111L112 215H119V214H116ZM126 212V211H125ZM125 212H124V214H123V212H122V214H123V218H124V215H127V214H125ZM159 212V211H158ZM17 213V212H16ZM59 213H60V211H59ZM136 213V212H135ZM156 214H157V212H155ZM154 213V214H155ZM161 213H163V212H161ZM49 214V213H48ZM67 214V213H66ZM90 214V213H89ZM88 214V215H89ZM98 214V213H97ZM96 214V215H97ZM106 214V213H105ZM138 214V213H137ZM150 214V213H149ZM176 214V213H175ZM192 213H190V215H191ZM1 215H2V213H1ZM8 215V214H7ZM14 215V214H13ZM131 215H132V212H131ZM143 215H144V213H143ZM151 215V214H150ZM153 215V214H152ZM159 215V214H158ZM178 215V214H177ZM5 216V215H4ZM11 216V215H10ZM108 216V215H107ZM111 216V215H110ZM128 216V215H127ZM127 216H125V217H127ZM134 216V215H133ZM160 216H162L163 217V221L162 222H160L161 224H163V223H167V219L169 218H167L165 215H160ZM160 216H157L158 218L160 217ZM184 216V215H183ZM187 216V215H186ZM21 217V216H20ZM88 217V216H87ZM99 217H101V220H102V216H99ZM99 217H97V218H99ZM119 217H121V216H119ZM143 217V216H142ZM156 217V216H155ZM172 217V216H171ZM202 217V216H201ZM13 219L14 218H16V217H12ZM85 218V217H84ZM104 218V217H103ZM108 218V217H107ZM122 218V219H123ZM129 218V217H128ZM130 218L132 219V217L130 216ZM133 218H136V217H133ZM138 218V217H137ZM136 218V219H137ZM143 218H145V217H143ZM143 218H141L140 219V221H144L145 219H143ZM147 218V217H146ZM174 218V217H173ZM78 219V218H77ZM91 219V218H90ZM89 219V220H90ZM114 219V218H113ZM154 219V218H153ZM161 218H159V220H160ZM175 219V218H174ZM104 220L105 221H107L105 218H104ZM103 220V221H104ZM116 220H118V219H116ZM128 219H126V221H127ZM135 219H133V222H135L134 221ZM139 220V219H138ZM157 220V219H156ZM176 220V219H175ZM0 221H1V219H0ZM108 221H110L109 220V218H108ZM107 221V222H108ZM158 221V220H157ZM100 222V218H99V221H97V224ZM113 222V221H112ZM112 222H110V223H112ZM116 222V221H115ZM128 222V221H127ZM132 222V223H133ZM138 223H137V227H138V224H139V221H137ZM146 222V221H145ZM84 223H86V222H84ZM106 222H103V223H101V224H103V226H105L106 224H105ZM131 223V222H130ZM141 223V222H140ZM149 224H150V222H148ZM148 223H147V225H148ZM6 224V223H5ZM55 224V223H54ZM78 224V223H77ZM109 224V223H108ZM112 224H114V223H112ZM117 224V223H116ZM142 224V223H141ZM144 224V223H143ZM158 224H159V222H158ZM158 224H156V225H158ZM161 224H159L160 225V227H161V230L160 231H157L156 233H154L155 234V238H154V241L157 243V244H159L160 246H163L166 242H168V241H170V239H173L174 241L175 240H178V237H179V232L178 231H176V230H174L173 228H172V223L171 222H168L166 225H161ZM88 225H90V224H88ZM99 225V224H98ZM97 225V226H98ZM115 225V224H114ZM113 225V227H115V226H118V225H115L114 226ZM133 225H135L136 226V224H133ZM146 225V224H145ZM151 225V227H153L152 225L153 224H150ZM158 225V226H159ZM1 226V225H0ZM57 226V225H56ZM91 226V225H90ZM101 227H103L102 225H100ZM99 226V227H100ZM107 226V225H106ZM105 226V227H106ZM109 226H112V225H110L109 224ZM108 226V227H109ZM149 226V225H148ZM147 226V227H148ZM7 227V226H6ZM78 227H80V226H78ZM119 227V226H118ZM139 227H140V225H139ZM138 227V228H139ZM141 227H143V225L141 226ZM146 227V226H145ZM146 227V228H147ZM160 227H158V228H160ZM263 227V226H262ZM3 228H4V226H3ZM8 228H10V227H8ZM53 228H55V227H53ZM88 228H89V226H88ZM107 228V227H106ZM106 228H105V230H106ZM110 228V227H109ZM137 228V229H138ZM264 228V227H263ZM80 229V228H79ZM93 229V228H92ZM145 229V228H144ZM257 229H258V227H257ZM13 230V229H12ZM109 230V229H108ZM112 230H113V228H112ZM142 230V229H141ZM147 230V229H146ZM152 230H153V228H152ZM260 230H261V228H260ZM264 230V229H263ZM1 231V230H0ZM4 231V230H3ZM7 231V230H6ZM10 231V230H9ZM15 231V230H14ZM13 231V232H14ZM63 231V230H62ZM101 231H104V228L103 229H101ZM100 231V232H101ZM111 231V230H110ZM124 231V230H123ZM134 231V230H133ZM144 231V230H143ZM151 231V230H150ZM8 232V231H7ZM6 232V233H7ZM17 232V231H16ZM95 232H97V230L95 231ZM99 232V233H100ZM106 232V231H105ZM115 232V231H114ZM135 232V231H134ZM1 233V232H0ZM4 233V232H3ZM88 233V232H87ZM143 233V232H142ZM257 233V232H256ZM8 234H10V233H8ZM11 234H13V233H11ZM62 234V233H61ZM125 234H126V231H125ZM136 234V233H135ZM138 234V233H137ZM186 234H187V232H186ZM206 234V233H205ZM2 234H0V236H1ZM20 235H22V234H20ZM90 235V234H89ZM105 235V234H104ZM111 235V234H110ZM120 235H122V234H120ZM124 235V234H123ZM139 235V234H138ZM8 236V235H7ZM7 236H5V237H7ZM55 236V235H54ZM88 236V235H87ZM98 236V235H97ZM102 236V235H101ZM107 236V235H106ZM1 237H4V236H1ZM115 237V236H114ZM119 237V236H118ZM151 234L149 235V234H147L145 237H141L140 236V238H139V240H141V241H143L146 245L147 244H149L150 243V241H152L151 240ZM188 237V236H187ZM262 237V236H261ZM123 238V237H122ZM6 239V238H5ZM7 239H8V241H10L9 240V238L7 237ZM6 239V240H7ZM2 240V239H1ZM14 240V239H13ZM13 240H12V242H13ZM128 240V239H127ZM18 241V240H17ZM88 241V240H87ZM264 241V240H263ZM2 242V241H1ZM11 242V241H10ZM11 242V243H12ZM3 243V242H2ZM9 243V242H8ZM19 244H20V241L18 242ZM17 243V244H18ZM107 243H108V241H107ZM111 243V242H110ZM144 243H142V244H144ZM13 244V243H12ZM16 244V245H17ZM23 244V243H22ZM109 244V243H108ZM129 244V243H128ZM2 244L0 243V246H1ZM14 245H15V241H14ZM24 245V244H23ZM27 245V244H26ZM88 245V244H87ZM113 245V244H112ZM120 245H122V243L120 244ZM151 245V244H150ZM174 245V244H173ZM10 246V245H9ZM19 248H20V246H21V244H20V246L19 245H17ZM17 246L15 247V248H17ZM123 246V245H122ZM121 246V247H122ZM22 247V246H21ZM145 247V246H144ZM149 247V246H148ZM169 247V246H168ZM7 248V247H6ZM24 248V247H23ZM55 248V247H54ZM171 248V247H170ZM3 249V248H2ZM2 249H0V259L4 262V264H30V263H28L27 261H25L24 260V257L23 256H21L20 255V257H17V262L16 263H11L10 261H8V258L9 257H7L8 255H9V253L5 250H2ZM58 249V248H57ZM93 249V248H92ZM92 249H91V252H92ZM113 249V248H112ZM10 250H13V249H10ZM15 250V249H14ZM18 250V249H17ZM20 250V249H19ZM24 250H26V249H24ZM23 250V251H24ZM29 250V249H28ZM32 250V249H31ZM55 250H56V248H55ZM54 250V251H55ZM122 250V249H121ZM163 250V249H162ZM165 250V249H164ZM16 251V250H15ZM21 251H22V249H21ZM27 251V250H26ZM26 251H24V252H26ZM53 251V252H54ZM124 251V250H123ZM14 252V251H13ZM12 252V254H14ZM34 252V251H33ZM189 252V251H188ZM17 253V252H16ZM58 253V252H57ZM90 253V252H89ZM174 253V252H173ZM19 254V253H18ZM17 254V255H18ZM125 254V256L127 257V260H128V264H134V262H131V260H132V256H129V254L128 253H124ZM166 254V253H165ZM182 254V253H181ZM103 255V254H102ZM123 255V254H122ZM174 255V254H173ZM28 256V255H27ZM104 256V255H103ZM115 256V255H114ZM124 256V255H123ZM176 256V255H175ZM190 256V255H189ZM43 257V256H42ZM102 257V256H101ZM144 257V256H143ZM46 258H48V257H46ZM103 258V257H102ZM182 258V257H181ZM15 259V258H14ZM56 259V258H55ZM126 259V258H125ZM130 259V260H129ZM148 259V258H147ZM197 259V258H196ZM0 260V261H1ZM40 260V259H39ZM127 260H125V261H127ZM181 260V259H180ZM190 260V259H189ZM188 260V261H189ZM41 261H43V260H41ZM143 261V260H142ZM177 261V260H176ZM187 261V262H188ZM191 263H195V264H197V262H196V260L194 259V258H191ZM46 262V261H45ZM49 262V261H48ZM52 262V261H51ZM164 262V261H163ZM199 262V261H198ZM174 263V262H173ZM186 262L185 261H182L181 263H177V264H185ZM190 263V262H189ZM1 264V263H0ZM43 264H44V262H43ZM56 264V263H55ZM86 264V263H85ZM115 264V263H114ZM136 264H137V262H136ZM169 264V263H168Z\"/></svg>",
    "mask_w": 264,
    "mask_h": 264
}]
</instances>
